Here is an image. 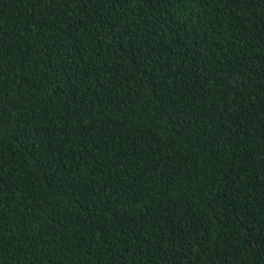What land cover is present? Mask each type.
Here are the masks:
<instances>
[{"label":"trees","instance_id":"16d2710c","mask_svg":"<svg viewBox=\"0 0 264 264\" xmlns=\"http://www.w3.org/2000/svg\"><path fill=\"white\" fill-rule=\"evenodd\" d=\"M242 7L0 0V264H264V0Z\"/></svg>","mask_w":264,"mask_h":264},{"label":"snow or ice","instance_id":"6c2138e0","mask_svg":"<svg viewBox=\"0 0 264 264\" xmlns=\"http://www.w3.org/2000/svg\"><path fill=\"white\" fill-rule=\"evenodd\" d=\"M71 2L72 3H82V2H84V0H71ZM102 2H103V0H102ZM256 3H257V0H235V6H237L238 8H240V10L241 11H243V7L242 6H247L248 8H252V7H255L256 6ZM79 23H82V20H76L75 22H74V26H75V24H79ZM259 23L261 24V25H264V19H261L260 21H259ZM6 105H4L3 107H0V121H2L3 120V115H2V113H3V111H5L6 110ZM257 158H259V159H262V160H264V153H262V154H260V156L259 157H257ZM128 167V165L127 164H125V168H127ZM100 171H103V169H100ZM117 175H119V173H117ZM235 182V181H234ZM242 182V181H241ZM133 190H135V189H133ZM139 195V194H138ZM129 198H131V197H129ZM139 201H137V203H138ZM141 215V213H137V216L139 217ZM138 225H140V220H139V218H137L136 220H135V223H134V226H138ZM111 229V226H109V230ZM143 232V227L141 226L140 227V229H139V231H137V238L141 235V233ZM149 236H151L152 235V233H149L148 234ZM163 241V237H161V240L160 241H154V240H152V239H149V240H146V241H144V246L146 247V248H148L149 250H151V249H153V248H155L156 247V244L157 243H161ZM81 247H85V245H80ZM193 255H195V253H193Z\"/></svg>","mask_w":264,"mask_h":264}]
</instances>
